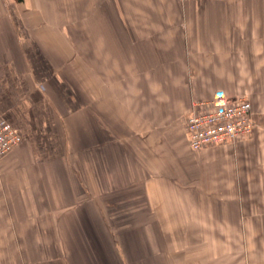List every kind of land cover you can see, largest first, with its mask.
Here are the masks:
<instances>
[{"label":"crops","instance_id":"obj_1","mask_svg":"<svg viewBox=\"0 0 264 264\" xmlns=\"http://www.w3.org/2000/svg\"><path fill=\"white\" fill-rule=\"evenodd\" d=\"M260 50L264 0H0V115L21 139L0 158V230L16 261L251 264ZM217 96L248 99L253 134L193 151L185 119Z\"/></svg>","mask_w":264,"mask_h":264},{"label":"built area","instance_id":"obj_2","mask_svg":"<svg viewBox=\"0 0 264 264\" xmlns=\"http://www.w3.org/2000/svg\"><path fill=\"white\" fill-rule=\"evenodd\" d=\"M254 127L251 105L244 96L195 101L184 122L188 146L193 151L246 140ZM20 141L17 132L0 115V157L15 149Z\"/></svg>","mask_w":264,"mask_h":264},{"label":"rangeland","instance_id":"obj_3","mask_svg":"<svg viewBox=\"0 0 264 264\" xmlns=\"http://www.w3.org/2000/svg\"><path fill=\"white\" fill-rule=\"evenodd\" d=\"M170 52H169V55L172 57V58H175V52L176 51H180V49H168ZM231 51L233 49H230ZM257 49H254V51H256ZM177 52V54H178ZM260 52V55L259 57L260 58H263L264 59V53L262 52V50L259 51ZM174 54V55H173ZM189 53H188V50L187 49H183L182 50V53L180 55H177L176 57L180 58L181 56L182 57H186L188 56ZM190 56V55H189ZM170 57V59H171ZM261 77H264V76H261ZM152 89H154V87H151ZM190 90L192 89L191 87H188ZM228 88H232L233 87H228ZM246 89L249 90L250 87H244ZM247 90V91H248ZM249 97H250V92H247L246 93ZM253 94V93H252ZM149 102V100H148ZM185 114V110L183 111V113L180 115V118L183 119L184 118V115ZM255 124V123H254ZM8 154V153H7ZM5 156V155H4ZM3 157V156H2ZM1 158V157H0ZM6 206V205H4ZM8 207V206H7ZM9 208V207H8ZM4 210L5 207L3 208ZM8 213V212H7ZM6 213V214H7ZM1 215V214H0ZM7 218H8V222H9V215L7 214ZM2 221V219H0V222ZM9 228H8V231H6V229H3V230H0V264H24L22 262H17L16 261V258L18 257L19 253H20V249L18 246H13L11 244V239L9 238V236H5V233H9ZM2 234V235H1ZM7 237V238H6ZM254 248V247H253ZM249 249V248H248ZM246 250H247V247H246ZM253 255H250L251 253H249V251L247 252L248 256H250V259L252 260L251 261V264H264V245H261L258 247L257 249V253L255 252V250H253ZM18 254V255H17Z\"/></svg>","mask_w":264,"mask_h":264}]
</instances>
